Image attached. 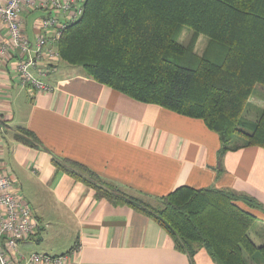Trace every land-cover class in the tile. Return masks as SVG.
Segmentation results:
<instances>
[{
  "label": "crops",
  "instance_id": "1",
  "mask_svg": "<svg viewBox=\"0 0 264 264\" xmlns=\"http://www.w3.org/2000/svg\"><path fill=\"white\" fill-rule=\"evenodd\" d=\"M46 10L22 12L32 43L37 22L56 15ZM57 16L69 21L65 13ZM8 44V28L0 19V46H7L0 52V166L14 175L16 191L40 222L20 247L50 218L71 229V256L65 264H216L205 248L192 260L150 216L98 197L94 188L54 161L81 163L103 182L153 202L189 185L231 189L264 204V147L242 145L221 157L220 135L202 118L137 100L62 59L44 77L32 69L51 91L24 86L19 49ZM263 107L264 101L251 109ZM21 129L36 135L35 145L16 138ZM255 212L251 236L262 245L264 212Z\"/></svg>",
  "mask_w": 264,
  "mask_h": 264
},
{
  "label": "trees",
  "instance_id": "2",
  "mask_svg": "<svg viewBox=\"0 0 264 264\" xmlns=\"http://www.w3.org/2000/svg\"><path fill=\"white\" fill-rule=\"evenodd\" d=\"M185 26L194 31L188 45L179 39ZM200 35L211 40L201 56L195 53ZM58 49L63 61L100 83L202 118L220 135L221 157L242 145L264 147V107L253 120L244 115L257 86L264 89V0H87L82 16L68 22ZM240 135L244 144H235ZM16 138L37 142L26 129ZM54 162L98 197L150 216L192 260L201 248L216 264L264 259V244L251 236L255 211L264 212V204L251 195L181 185L154 203L103 182L81 163Z\"/></svg>",
  "mask_w": 264,
  "mask_h": 264
},
{
  "label": "built area",
  "instance_id": "3",
  "mask_svg": "<svg viewBox=\"0 0 264 264\" xmlns=\"http://www.w3.org/2000/svg\"><path fill=\"white\" fill-rule=\"evenodd\" d=\"M87 0H7L0 1V19L8 28L9 46L19 49L18 71L24 86L51 91L52 86L37 77L48 75L56 61L61 59L58 42L70 21L79 19L84 13ZM48 9L67 14V22L58 19L59 14L42 18V32L32 43L27 36L21 15L25 10ZM7 46H0L4 52ZM43 64V65H42ZM16 180L0 166V264H65L70 252L51 254L32 252L26 254L20 244L36 234L40 222L28 202L16 195Z\"/></svg>",
  "mask_w": 264,
  "mask_h": 264
},
{
  "label": "rangeland",
  "instance_id": "4",
  "mask_svg": "<svg viewBox=\"0 0 264 264\" xmlns=\"http://www.w3.org/2000/svg\"><path fill=\"white\" fill-rule=\"evenodd\" d=\"M51 11V10H46ZM53 15L59 14L61 12L58 11H51ZM49 13V12H48ZM42 19H40L36 24L37 33L42 32ZM194 36V31L189 27H183L179 34V39L188 45ZM210 38L206 35H200L199 39L196 43L195 53L198 55H203L206 52V48L210 43ZM263 88L261 86H257L254 93L249 99L248 105L244 112V115L248 119H255V117L260 114L261 110H252L251 106H258L264 101L263 92L261 91ZM263 98V99H262ZM245 136H236L234 138V143L238 144L245 140ZM14 177V175H12ZM16 180V178L14 177ZM16 195L20 194L19 191H15ZM21 195V194H20ZM22 196V195H21ZM23 197V196H22ZM156 203V201H154ZM33 208V206L31 205ZM34 209V208H33ZM49 221H46V227L41 230V232L35 236V238L30 241L27 246L20 247L23 252L26 254H30L32 252H41V253H51V254H63L69 251L70 244L73 241L71 237V229L67 226L62 225L57 220H52L48 218ZM261 231V230H260ZM264 231V229H263ZM259 240V239H258ZM260 258H255L254 260L248 259L249 264H264V259L259 256Z\"/></svg>",
  "mask_w": 264,
  "mask_h": 264
}]
</instances>
